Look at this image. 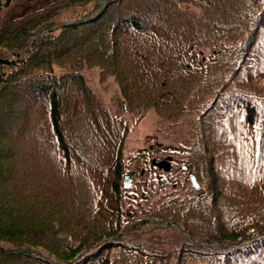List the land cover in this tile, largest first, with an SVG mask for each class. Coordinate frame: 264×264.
I'll return each mask as SVG.
<instances>
[{"label": "trees", "instance_id": "1", "mask_svg": "<svg viewBox=\"0 0 264 264\" xmlns=\"http://www.w3.org/2000/svg\"><path fill=\"white\" fill-rule=\"evenodd\" d=\"M13 3L0 0V264H264V0H66L3 21ZM86 69L130 114L190 117L180 151L198 192L158 177L130 207L128 128ZM153 231L163 251L129 239Z\"/></svg>", "mask_w": 264, "mask_h": 264}, {"label": "rangeland", "instance_id": "2", "mask_svg": "<svg viewBox=\"0 0 264 264\" xmlns=\"http://www.w3.org/2000/svg\"><path fill=\"white\" fill-rule=\"evenodd\" d=\"M61 1L66 0H14L11 9L3 13L2 20L7 21L18 19L26 13L41 10V8L43 9ZM199 53L202 58H206L209 55V51L207 50H201ZM81 73L88 86L100 99L105 110H107L110 115L121 120L128 128V135L125 139L126 141L123 149L125 170L137 171L132 167L133 164L130 159L131 157H136L140 150L143 152L141 156L145 157L143 168L148 172L146 176L140 175L136 172L138 185H136L137 187L133 191L136 192V199L133 201L130 197L125 200L131 205L130 207L133 208L135 203H143L139 202L142 190L144 186H146L142 185V183L154 182L155 178L158 177L163 180L168 179L165 182L167 184V190L176 186L178 189V195H184V192L191 188L190 183L184 184V177L185 175H190V168L185 163L186 160L183 158L184 154L180 150L185 148L190 141L187 130V123L190 117L184 116L177 122L170 123L160 121L151 110L142 113L140 116L130 114L125 106L119 105L114 101L118 96V91L111 79L100 83L98 80L97 69H86L82 70ZM168 157L170 158V170L167 173L152 165L153 160L157 163L166 160ZM183 167L185 170H183ZM179 171H182L183 173L180 175ZM198 185L200 190L202 184L199 183ZM153 199L154 198L150 200V205H145L142 215L133 217V220L137 219L136 221L139 224L142 223L140 224V227H149L150 225V223L147 222L148 214L145 212H149L152 207ZM129 239L133 242L139 243L143 249H148L150 251L164 250L163 237L159 231H153L150 234L142 236L132 235L129 236ZM173 263V259L169 257H164L162 260L155 262V264Z\"/></svg>", "mask_w": 264, "mask_h": 264}, {"label": "water", "instance_id": "3", "mask_svg": "<svg viewBox=\"0 0 264 264\" xmlns=\"http://www.w3.org/2000/svg\"><path fill=\"white\" fill-rule=\"evenodd\" d=\"M8 56H9V54H6L4 56V58H7ZM169 160H170L169 157L166 160L160 161L157 163L153 160L152 165L155 166L156 168L164 171L165 173H167L170 170ZM183 170H185L184 167H183ZM188 179H189L191 187L194 190L198 191L199 185L197 184L195 178L193 176H189ZM136 184H137L136 171L135 170H125L123 172L121 178H120L121 189L125 193L131 194L136 189ZM144 185H146V183H144Z\"/></svg>", "mask_w": 264, "mask_h": 264}]
</instances>
